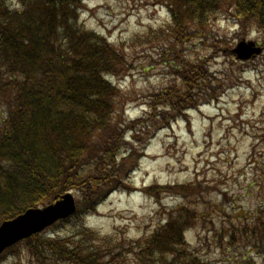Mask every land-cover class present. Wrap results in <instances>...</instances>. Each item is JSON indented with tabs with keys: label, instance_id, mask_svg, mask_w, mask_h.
<instances>
[{
	"label": "trees",
	"instance_id": "1",
	"mask_svg": "<svg viewBox=\"0 0 264 264\" xmlns=\"http://www.w3.org/2000/svg\"><path fill=\"white\" fill-rule=\"evenodd\" d=\"M161 2L171 26L156 38L167 48V65L177 71L183 88L152 96L149 111L130 120L122 90L112 79L129 60L105 36L86 28L84 0H18L21 9L0 0V106L7 112L0 121V224L69 191L81 196L83 208L65 220L78 221L72 233L43 232L19 243L33 264H127L130 254L144 264L145 257L157 260L149 264H205L184 236L194 220H184L192 215L187 208L175 209L140 245L107 237L102 249L96 244L99 235L85 224L111 193L131 190V175L161 129L187 120L189 111L217 97L205 86L211 83L212 74L204 69L209 60L191 65L184 48L198 40L218 50L222 43L211 39V25L226 7L233 8L243 34L252 28L264 34V0ZM260 160L264 175V156ZM145 191L156 196L155 187ZM235 217L243 223L235 236L264 252V204L251 224L246 216ZM226 237L234 235L227 230ZM248 256L240 262L252 264Z\"/></svg>",
	"mask_w": 264,
	"mask_h": 264
},
{
	"label": "rangeland",
	"instance_id": "2",
	"mask_svg": "<svg viewBox=\"0 0 264 264\" xmlns=\"http://www.w3.org/2000/svg\"><path fill=\"white\" fill-rule=\"evenodd\" d=\"M9 3L21 9L18 0ZM84 3L81 20L86 28L105 36L129 60L128 68L112 77L125 97L127 119L137 120L149 111L152 96L157 94L156 99L165 89L183 88L177 71L167 65V48L156 38L157 32L168 33L171 26L169 10L161 0ZM233 13V8H224L211 25V39L222 43L218 50L210 49V42L203 46L197 40L183 52L191 65H197L200 58L209 60L204 69L212 74L211 83L205 86L214 89L210 92L217 97L189 111L187 120L179 119L161 129L131 175V190L114 191L96 213L85 217L87 227L99 235L96 244L102 249H107V237L114 243L140 245L175 209L184 207L192 212L184 220L194 218L184 233L189 250L205 264H247L240 260L248 254L252 264L262 263L264 252L235 236L243 225L235 215L248 217L246 222L251 224L264 204L260 165L264 156V51L242 63L231 49L242 39L264 46V34L255 28L243 34ZM176 98L181 100L179 95ZM6 117L0 106V121ZM150 187H155L156 196L145 191ZM73 194L78 215L83 212L81 196ZM76 227L77 220L64 221L45 232L64 236ZM227 230L234 238L226 237ZM19 245L2 253L0 264H33ZM135 259L130 254L127 264H144ZM154 261L145 257V264Z\"/></svg>",
	"mask_w": 264,
	"mask_h": 264
},
{
	"label": "water",
	"instance_id": "3",
	"mask_svg": "<svg viewBox=\"0 0 264 264\" xmlns=\"http://www.w3.org/2000/svg\"><path fill=\"white\" fill-rule=\"evenodd\" d=\"M262 48L253 41L242 40L233 53L239 60L246 61L259 55ZM77 205L72 193L43 208H28L13 219L0 225V255L18 242L39 234L58 220L75 214Z\"/></svg>",
	"mask_w": 264,
	"mask_h": 264
}]
</instances>
